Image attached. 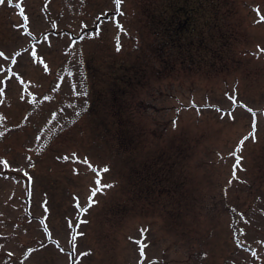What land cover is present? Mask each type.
Listing matches in <instances>:
<instances>
[{"label":"rangeland","instance_id":"374dc122","mask_svg":"<svg viewBox=\"0 0 264 264\" xmlns=\"http://www.w3.org/2000/svg\"><path fill=\"white\" fill-rule=\"evenodd\" d=\"M120 12L0 5V264H264V0Z\"/></svg>","mask_w":264,"mask_h":264},{"label":"snow or ice","instance_id":"6c2138e0","mask_svg":"<svg viewBox=\"0 0 264 264\" xmlns=\"http://www.w3.org/2000/svg\"><path fill=\"white\" fill-rule=\"evenodd\" d=\"M4 2H5V0H0V5L4 4ZM114 2H115V5H116V10H117V12H118L120 15H124V13L120 12V5H121V3H122V0H114ZM8 3H9V5L11 6V4H12V0H8ZM16 6L19 7V5H16ZM24 19L27 20V17L25 16ZM260 20H261V21H264V16H262V17L260 18ZM258 22H259V21H258ZM118 27H119V25H118ZM121 30L123 31V29H121ZM45 39H47V37H45ZM119 50H120V48H119V46H118V47H117V51H119ZM258 51H260V52H264V49H260L259 46H258ZM16 55H20V53H17ZM33 55H35V54L33 53ZM3 56H4V53H3V52H0V57H3ZM256 58L258 59L259 57L257 56ZM5 59H7V57H5ZM13 63H15L14 60H13ZM69 74L71 75V73H69ZM73 87H74V86H73ZM74 94H76V95H83V96H86V95H87V93H86V92H83V91H82L81 93H75V92H74ZM217 110H219V109H217ZM249 111L251 112L252 110L249 109ZM76 114H77V115H80L79 112H77ZM253 116H255V113H254V112H253ZM173 127H174V128L176 127V121H173ZM0 135H2V133H0ZM249 135L251 136V138H252L253 141L255 142V139H256V137H255V122L253 123V132L250 133ZM248 139H249V136H245V137H243V138L239 141V144L237 145V147H236V149H235V152L230 154V155H235L236 162H235V165H234V167H233L232 179L229 180V184L232 183V180H233V179H237V177H236V169H237V168H240V161H241L242 157L239 156V155H236V153L241 152V150H242V148H243V146H244V144H245V141L248 140ZM73 156H75V154H73ZM63 159H64V160H68L69 158H68V157H64ZM84 163H86V164L88 163V162H87V158H85ZM5 166H7V165H5ZM89 167L91 168V170H92L93 172H96L97 175L99 176V172L97 171L96 168H93L91 165H89ZM240 170H243V169L241 168ZM109 171H110V169H109L107 166H105V167L102 169V172H104V173H107V172H109ZM31 179H32V178L29 176V180H30V181H31ZM95 185H96V187L93 188V189H91V195H90L89 200H88V206H87V208L83 209V211H85V212L88 210V208H91L95 203H98V201H95V199H94L98 193L103 194L105 189H112V188L115 187V185H114V184H111V183H106V184H103V185H102L100 179H97V180L95 181ZM77 206L79 207V205H77ZM84 222L86 223L87 221H84ZM143 231H147V230L145 229V230H143ZM81 235H83V233H81ZM73 242H75V237H73ZM258 243H260V242H258ZM0 247H2V245H0ZM144 247H146V245H142V247H141V249H140V255H141V257L144 256ZM30 251H35V250L33 249V250H30ZM73 254H74V253H73ZM88 254H89V253H84L83 255H88ZM8 255L11 256L12 253H8ZM252 255L255 256L256 253L253 252ZM204 257H206V253L204 254ZM26 258H27V257H26ZM21 264H23V261H21Z\"/></svg>","mask_w":264,"mask_h":264},{"label":"trees","instance_id":"16d2710c","mask_svg":"<svg viewBox=\"0 0 264 264\" xmlns=\"http://www.w3.org/2000/svg\"><path fill=\"white\" fill-rule=\"evenodd\" d=\"M185 28H187L186 22L181 19V21L178 20V21L172 22L170 27L168 28V32L171 37L175 36L174 37L175 39L178 35H180L182 31H184Z\"/></svg>","mask_w":264,"mask_h":264},{"label":"crops","instance_id":"0c3cea01","mask_svg":"<svg viewBox=\"0 0 264 264\" xmlns=\"http://www.w3.org/2000/svg\"><path fill=\"white\" fill-rule=\"evenodd\" d=\"M231 179H232V176H231Z\"/></svg>","mask_w":264,"mask_h":264}]
</instances>
